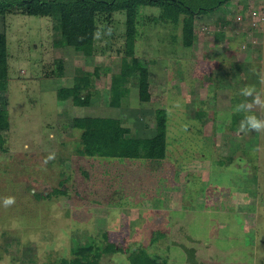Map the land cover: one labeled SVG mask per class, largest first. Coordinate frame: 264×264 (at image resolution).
<instances>
[{
    "label": "rangeland",
    "instance_id": "rangeland-1",
    "mask_svg": "<svg viewBox=\"0 0 264 264\" xmlns=\"http://www.w3.org/2000/svg\"><path fill=\"white\" fill-rule=\"evenodd\" d=\"M160 8H137L132 53L124 11L95 13V32L112 33L94 36L90 53L64 44L53 16L0 14L9 119L0 129V264H59L79 244L101 264H133L127 254L138 247L158 264H264V131L241 130L248 115L264 119V107L240 94L248 85L264 93V0L195 14L189 46L184 16L175 24ZM241 103L251 107L238 112ZM94 114L119 118L132 135L166 131V155L85 154L72 120ZM111 242L121 249L104 251Z\"/></svg>",
    "mask_w": 264,
    "mask_h": 264
},
{
    "label": "trees",
    "instance_id": "trees-1",
    "mask_svg": "<svg viewBox=\"0 0 264 264\" xmlns=\"http://www.w3.org/2000/svg\"><path fill=\"white\" fill-rule=\"evenodd\" d=\"M229 0H0V14L14 7H23L29 14L53 16L64 44L73 45L78 51H92L96 30L95 13L97 11H124L127 22V52L132 53L137 32V8L139 5L160 6L159 17L179 23L180 15L184 26V44L193 42V18L195 14H203L225 6ZM7 35L0 32V87L7 83L8 57L6 52ZM149 68L140 64L138 88L141 99L151 97L149 86ZM77 90L74 86L69 87ZM159 125L166 123L165 108L155 110ZM75 126L83 129L82 149L87 155H108L124 157L161 158L166 154L167 133L162 130L153 136L129 134V126L119 118L107 114L75 116ZM9 126L7 110L0 106V129ZM4 139L0 130V142ZM61 190V189H60ZM59 190V191H60ZM58 191V189H55ZM87 246L75 245L71 254L63 255L59 264H101L98 258L86 255ZM114 242L108 244L104 251L120 250ZM125 251V250H123ZM133 264H158L157 258L148 254L144 248L132 249L127 254ZM40 264V263H34Z\"/></svg>",
    "mask_w": 264,
    "mask_h": 264
},
{
    "label": "clouds",
    "instance_id": "clouds-1",
    "mask_svg": "<svg viewBox=\"0 0 264 264\" xmlns=\"http://www.w3.org/2000/svg\"><path fill=\"white\" fill-rule=\"evenodd\" d=\"M103 33L105 35H111L112 29L111 27H107L106 32L102 28L97 29V31L94 33V36L96 38L100 37V34ZM260 82L264 83V75H261ZM240 94L245 96V97H252V103L256 105H260L261 107H264V99H262V95L264 93L257 91L255 85H248L245 86L240 90ZM251 107L250 104L246 103H241L236 107V111H245ZM241 130H254L257 132L264 131V119L258 118L256 115H248L245 117V120L242 121L241 123ZM55 159V154H50L46 159H45V164L49 161ZM15 203V198L14 197H6L3 200V206L5 208L10 207Z\"/></svg>",
    "mask_w": 264,
    "mask_h": 264
},
{
    "label": "crops",
    "instance_id": "crops-1",
    "mask_svg": "<svg viewBox=\"0 0 264 264\" xmlns=\"http://www.w3.org/2000/svg\"><path fill=\"white\" fill-rule=\"evenodd\" d=\"M146 6H148V5H146Z\"/></svg>",
    "mask_w": 264,
    "mask_h": 264
}]
</instances>
